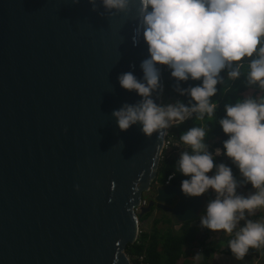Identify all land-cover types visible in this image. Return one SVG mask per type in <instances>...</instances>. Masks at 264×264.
<instances>
[{"label": "water", "instance_id": "95a60500", "mask_svg": "<svg viewBox=\"0 0 264 264\" xmlns=\"http://www.w3.org/2000/svg\"><path fill=\"white\" fill-rule=\"evenodd\" d=\"M148 58L138 0H0V264H130L152 206L197 219L204 194L172 183L135 212L157 173L164 135L121 131L114 110L140 102L122 73ZM159 87L152 99L161 105Z\"/></svg>", "mask_w": 264, "mask_h": 264}, {"label": "clouds", "instance_id": "9594fccd", "mask_svg": "<svg viewBox=\"0 0 264 264\" xmlns=\"http://www.w3.org/2000/svg\"><path fill=\"white\" fill-rule=\"evenodd\" d=\"M78 3L79 0H73ZM142 38L148 46V58L141 63L143 77L132 72L118 77L120 86L135 92L139 103L125 104L114 110L121 131L140 124L145 136L178 126L198 114L214 117L217 103L211 98L222 82L221 72L237 79L245 68L250 85L264 90V0H138ZM95 5V0H89ZM108 10L124 11L129 0H102ZM159 66L171 69L177 82L199 81L196 86L177 88L195 102L190 106L177 102L157 105L151 98L159 87ZM226 115L218 120L227 139L222 148L209 151L205 127H192L180 136L187 146L177 162L178 172L187 177L181 191L188 197H199L209 190L216 195L200 219L203 227L232 236L228 248L235 259L243 260L250 249L264 247V220H253L264 208V96H246L224 105ZM229 158L245 184L252 191L237 193L240 182L233 168L215 163V157ZM212 173L211 175H209ZM176 175L174 171L171 180ZM241 221L244 224L241 225ZM201 258L197 254L196 260Z\"/></svg>", "mask_w": 264, "mask_h": 264}, {"label": "trees", "instance_id": "16d2710c", "mask_svg": "<svg viewBox=\"0 0 264 264\" xmlns=\"http://www.w3.org/2000/svg\"><path fill=\"white\" fill-rule=\"evenodd\" d=\"M243 63L245 68L242 69L241 75L237 79L233 80L228 77L229 69L221 72L222 82L217 84V94L211 98L218 105L214 117L205 116L203 120H200L197 118L198 114L193 113L192 117L182 124L167 129L166 139L169 144L161 154L156 177L152 182L154 192L157 186L165 184L174 171L176 175L170 180V183L180 186L181 181L187 178L182 176L176 169L181 152L187 148L180 140L183 133L192 127L207 128L208 134L205 143L208 145L209 151L214 153L216 148H222L223 141L227 139L218 123V120L226 115L224 105L234 103L237 99L246 96H264V90H261L258 85L248 83L246 78L247 59ZM161 72L164 84L161 105L181 102L190 106L195 103L187 93L181 95L177 88L187 89L196 86L200 83L199 81L177 82L170 75L171 69L166 66H162ZM251 87L254 91L248 94ZM215 163H224L233 168V175L241 184L237 189V192H240L241 195H248L254 191L250 184L244 183L243 177H241L242 179L237 177L240 175L238 169L232 165L231 160L225 155L216 156ZM148 196L145 193L143 197L149 200ZM204 197L201 215L197 219L185 222H178L172 213L151 207L141 217L142 219L140 218L142 222L141 232L137 240L126 246V253L131 262L133 264H229L231 258L235 259L228 248V242L233 237L227 235L218 242L211 238V230L201 225L200 219L205 212L206 205L215 198V194L212 190H209L204 194ZM248 218L264 220V213L256 211L254 216ZM148 219L150 220L149 225L146 223ZM243 224L244 222L241 225ZM197 254H201L199 260L195 259ZM223 256L227 257L228 261L223 260ZM235 260L237 264H264V247L250 249L243 260Z\"/></svg>", "mask_w": 264, "mask_h": 264}, {"label": "rangeland", "instance_id": "374dc122", "mask_svg": "<svg viewBox=\"0 0 264 264\" xmlns=\"http://www.w3.org/2000/svg\"><path fill=\"white\" fill-rule=\"evenodd\" d=\"M252 91H254L253 90V88L251 87L250 88V90H249V92H248V94L250 93V92H252ZM240 179H242L241 177H239ZM240 181V180H239ZM216 195V194H215ZM204 199H205V197H204ZM204 206V205H203ZM159 213V212H158ZM158 213H156V214H158ZM200 215H201V212H200ZM142 219V218H141ZM244 221H241L240 223L242 224ZM140 223L142 224V222L140 221ZM147 225H149V223H150V220L148 219L147 220ZM211 235H212V239H215V240H217L218 242H220L222 239H223V237H225V236H227L228 234H226V233H224L223 231H219V232H213V231H211ZM228 258H230V257H228ZM232 260H231V262H229V264H237V261L235 260V259H233V258H231ZM223 260H227V257H224L223 256ZM228 261V260H227Z\"/></svg>", "mask_w": 264, "mask_h": 264}, {"label": "built area", "instance_id": "2783aa9c", "mask_svg": "<svg viewBox=\"0 0 264 264\" xmlns=\"http://www.w3.org/2000/svg\"><path fill=\"white\" fill-rule=\"evenodd\" d=\"M168 144H169V142H168L167 139L165 138V142H164L163 150L166 149V148L168 147ZM163 150H162V152H163ZM162 152H161V154H162ZM213 193H214V192H213ZM237 193H238V194H241L240 192H237ZM214 194H215V193H214ZM148 202H149V201H148L146 198L143 197V198L141 199L139 205L135 207V209H134L135 212L138 213L142 207H144V206H146V205L148 204ZM257 212H262V213H264V208H262V209H258ZM140 232H141V223H140V228H139L138 235H139ZM130 264H133V263L130 261Z\"/></svg>", "mask_w": 264, "mask_h": 264}, {"label": "flooded vegetation", "instance_id": "af4514ba", "mask_svg": "<svg viewBox=\"0 0 264 264\" xmlns=\"http://www.w3.org/2000/svg\"><path fill=\"white\" fill-rule=\"evenodd\" d=\"M166 183H170V180H169V178H168V180L165 182V184ZM164 185V184H163ZM158 187V186H157ZM152 188H153V186L151 185V187H150V190L148 191V192H146L147 193V195H149L148 197H149V200L148 201H150V200H152L153 198H154V191L152 190ZM144 195H145V193H144ZM152 207H155V206H152ZM157 208V207H156ZM159 209V208H158Z\"/></svg>", "mask_w": 264, "mask_h": 264}, {"label": "crops", "instance_id": "0c3cea01", "mask_svg": "<svg viewBox=\"0 0 264 264\" xmlns=\"http://www.w3.org/2000/svg\"><path fill=\"white\" fill-rule=\"evenodd\" d=\"M239 174H240V173H239ZM237 177H242V176H241V174H240V175H238Z\"/></svg>", "mask_w": 264, "mask_h": 264}, {"label": "bare ground", "instance_id": "6f19581e", "mask_svg": "<svg viewBox=\"0 0 264 264\" xmlns=\"http://www.w3.org/2000/svg\"><path fill=\"white\" fill-rule=\"evenodd\" d=\"M168 132V131H167Z\"/></svg>", "mask_w": 264, "mask_h": 264}]
</instances>
